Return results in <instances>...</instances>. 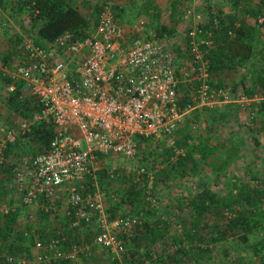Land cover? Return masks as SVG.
<instances>
[{"label": "built area", "instance_id": "built-area-1", "mask_svg": "<svg viewBox=\"0 0 264 264\" xmlns=\"http://www.w3.org/2000/svg\"><path fill=\"white\" fill-rule=\"evenodd\" d=\"M183 17H193V9L187 8ZM218 23L216 18L208 28L189 23L182 35H171L151 31L144 19L126 26L103 4L81 38L64 33L42 45L35 44L32 36L22 38L15 68L2 67L12 81L6 89L11 92L23 84L24 93L38 108L30 119L0 134V190L5 188L23 208L38 206L45 211L53 209L45 203L61 195L65 214L73 218L70 227L86 224L94 233L92 242L63 249L62 229L55 228L61 238L45 243L35 238L30 260L7 255V263L73 260L91 254L93 247L123 255L120 235L140 225L143 214L111 217L104 202L108 195L97 186L95 165L109 158L134 159L139 138L164 139L166 146L174 147V132L195 109L236 103L241 110H250L251 102L264 100L258 93L248 98L243 92L237 95L211 84L206 55L213 47L211 29ZM249 114L252 121L254 112ZM35 122L54 127L47 150L36 155L21 152L13 159L6 183L1 182V169L8 162L2 153ZM175 153L183 155L184 150L175 147ZM115 171L116 166L107 168L108 178H114ZM132 177L135 182L145 177L148 187L154 179L143 165ZM87 178L93 188L90 192L85 190ZM109 198L116 200L112 194ZM14 210L13 204L0 201V215ZM29 232L36 234L34 229Z\"/></svg>", "mask_w": 264, "mask_h": 264}, {"label": "trees", "instance_id": "trees-1", "mask_svg": "<svg viewBox=\"0 0 264 264\" xmlns=\"http://www.w3.org/2000/svg\"><path fill=\"white\" fill-rule=\"evenodd\" d=\"M84 2L87 1L84 0ZM188 2L190 0H172L170 3L171 13L175 12L179 6L188 5ZM249 3L241 4L239 0H232L234 11L227 15H224L222 11L215 12L212 9L213 6L209 7V19L205 28L212 25L215 18L219 23L217 28L211 29L213 47L206 56L209 60V74L212 76L224 69H238L249 61L250 56L255 58L256 54H260L254 63L252 62L247 66L245 74L242 75L237 84L233 85L232 90L236 92L241 85L244 86L243 92L248 96L254 95L256 92L264 96V53L262 48H258V45L261 44V35L254 25H249L246 22V17L252 15L255 16L257 24L264 27V0H259L255 8H251L248 5ZM103 4H106V2L96 6L93 12L88 14L72 0H0V9L7 10L11 7L10 9L16 10V13L29 12L31 24L27 32L31 33L35 44L42 45L54 41L64 33H73L77 38L85 36V31L90 28L92 21L95 22ZM111 10L119 20L120 18L124 19L125 8L113 6ZM136 11L137 17L145 16L149 25L160 20L161 11L155 0H142V4ZM155 29L156 32L171 35L175 33V30L164 24H161L159 29L158 27ZM157 34L160 35V33ZM12 53L18 52L16 50ZM5 60L7 61L8 57ZM5 79L6 88L12 81L8 76H5ZM245 79H249V85L244 82ZM211 84L216 88L222 85L218 81L213 83L212 79ZM23 90L24 85L17 84L14 91L6 93L4 102L13 111L21 114L24 117L23 120H28L31 118V113L38 106L34 99L25 94ZM258 110L264 111V100L259 102ZM240 111L241 109L236 103H228L221 107L195 109L186 115L182 126L172 136L175 146L165 145L166 148L163 149L165 153L162 162L166 161L167 164L163 167H153V170L155 169L152 183L154 189L158 188L160 181L169 180L170 172L185 175L189 169V163H193L192 168H195L197 162H207L206 166L209 167L211 172L216 173L215 178L224 174L241 151L242 146H244V139L236 136L239 137L236 140L235 135H231L225 140L229 144L224 142L219 146L212 141L214 129L219 124L226 123L231 119L240 122L238 117ZM256 116L257 114L254 112L252 122H255ZM201 121L205 122L204 129L206 131L204 134L195 137L191 131L192 126L194 123H200ZM249 128L252 129L251 126ZM53 134L54 127L52 125L35 122L30 125L29 131L24 133L17 141L9 143L2 155L8 160L9 156L13 154L12 152L20 147L21 142H24L25 147H27L29 154L23 152L27 155L44 152L47 150ZM150 141L154 140L139 138L138 153L144 151L142 145ZM158 141L165 142L164 139ZM175 147L183 149L184 154H176ZM172 152L176 156L171 160ZM142 161L144 160L142 159ZM147 162L148 160L143 162V166L146 168H148ZM9 164L7 162L2 169L6 168L10 176L12 163ZM104 176V171H101L98 179L102 180ZM121 180L123 185L118 193L107 192L108 196L112 194L116 197V200L113 201L115 205L110 209L111 217L123 204H137V208L131 210L132 213L130 214L141 212L143 214L142 222L129 233L121 234L120 238L123 240L124 245L131 241L134 247L133 253L127 257L125 263L142 264L143 256L152 259V253L157 244L166 246V236L170 233L168 231L170 223L167 220H162L157 215V211L150 207L146 199L147 180L145 177L140 182H135L131 174L126 172L122 174ZM253 180L254 182L252 181L251 185L244 184L236 192L230 188L225 194L214 191L207 185H202L195 196L188 197L186 203L182 201L177 207L180 215L184 214L178 217V222L182 226L181 236L179 234L176 236V234L171 239L179 246L173 254L160 255L159 262L162 264H178L177 257L180 254L191 257L194 261L204 260L209 251L208 246L237 239L242 243L240 249L249 254L250 257L238 256L231 264H264V181H259L256 176L253 177ZM85 182V190L90 192L93 189L90 185V178H87ZM214 182H219V179ZM236 185L234 183L233 187ZM7 194L9 192L5 188L0 190V197H5ZM45 204L48 205L47 202ZM138 207L139 210H137ZM224 209L229 211L231 216L225 222H222L217 217H222ZM51 210L39 209L41 218H47L52 214ZM127 214L129 215V213ZM18 217L19 211L17 210L8 211L0 216V264H9L5 260L7 255L24 257L30 260L33 257V255L31 256V249L35 238L45 243L52 238L62 237L54 230L44 231L43 226H38V229H36L32 225H27L26 229L18 230L16 228ZM64 218H66L67 224L62 228L65 239L61 242V248L69 249L71 245H77L80 241L92 242L93 229L90 225L85 224L84 231L81 232L79 227H70L73 221L71 215H66ZM31 229H34L36 234L30 233ZM194 241L197 244H194ZM185 244H188L190 248L186 249ZM141 250L144 255H142ZM108 255L111 256V264H119L114 255L109 253ZM74 261L75 259L56 260L50 264H72Z\"/></svg>", "mask_w": 264, "mask_h": 264}, {"label": "rangeland", "instance_id": "rangeland-1", "mask_svg": "<svg viewBox=\"0 0 264 264\" xmlns=\"http://www.w3.org/2000/svg\"><path fill=\"white\" fill-rule=\"evenodd\" d=\"M73 3H76L80 9L84 10L87 14L93 12L96 6L106 2L110 7L117 6L125 8L124 19L120 20L126 26L138 21L139 19L146 20L147 27L151 31H156V27L161 26V24L171 27L175 30V35H182L185 29L189 26V23L199 24L203 23L206 25V22L209 19V7L213 6L215 12L222 11L224 15L230 14L234 11L232 0H190L188 5L179 6L175 12L171 13L170 3L172 0H155L157 5L160 8L161 15L160 20L151 23L149 25L148 19L144 17H137V9H139L142 4V0H72ZM241 4L250 2L248 5L256 7L259 3V0H239ZM7 8V10L0 9V134L4 136L7 129L11 127H18L21 122H23L24 117L21 114L16 113L11 108H9L5 102L4 97L8 92L5 88L6 79L5 74L2 71V67H6L9 70H13L18 63L19 53H21V42L22 38L25 36H32L31 33L27 32V29L30 27V15L29 12H17L16 10ZM187 8L193 9V17L185 18L183 17L185 10ZM250 8V7H249ZM248 8V9H249ZM250 8V9H251ZM264 13V11H263ZM260 17V16H259ZM258 17V18H259ZM246 22L249 25H254L261 35V44L258 45V48L263 49L264 53V27L259 26L255 16L248 15L246 17ZM26 29V30H25ZM159 31V30H158ZM257 48V49H258ZM18 53H12V52ZM11 52V54H10ZM260 54H256L255 58L250 56L249 61L245 62L244 65H241L238 69H224L212 76L213 83L216 81L221 82V87L233 88L234 84H237L242 75L245 74L247 66L254 63L255 60L259 58ZM8 57V60L5 59ZM258 57V58H257ZM244 82L249 85V79H245ZM244 86H241L236 91L237 95L239 92H243ZM244 93V92H243ZM256 92L255 94H257ZM245 94V93H244ZM254 94V95H255ZM259 94V93H258ZM248 98H253L254 95L248 96ZM239 107V106H238ZM250 110L244 109L240 111L238 115L240 122L230 120L226 123H221L214 129L213 133V143L216 145H222L226 139L231 135L242 137L244 139V146H242L241 151L235 157L234 161L231 163L230 167L224 174L219 175L218 178H215L214 172H211L207 162H197L195 168H192L193 163H189V169L186 171L185 175H178L177 173L170 172L169 180L160 181L158 188L154 189L153 185L151 187H146V194L149 196V204L151 208H154L157 211V215L160 216L162 220H167L170 223L169 234L166 236V246L157 244L152 253V259L147 257H142V264H162L159 262L161 256L167 254H173L175 249L179 246L175 244L171 239L173 235L181 236L182 226L178 222V217L180 215L178 206L180 203L187 202V198L195 196L199 192L202 185H207L209 188L217 191L221 194L227 193L228 189L232 188L234 192L244 184H252L253 177L256 176L259 181H264V111H260L259 102L253 101L249 105ZM240 109V107H239ZM249 111L255 112L257 114L255 122H252L249 119ZM252 123V129L247 125L248 122ZM205 122L201 121L200 123H194L191 131L194 136L204 134L206 129ZM239 137H236L238 140ZM162 140V139H158ZM158 140L150 141L145 145H142L144 151L137 154V156L132 160H126L123 158H109L104 159L98 162L95 165L97 186L101 192L105 193H118L122 188L123 181L121 176L123 173H130L131 176L137 173V169L140 165H144L143 162L148 160L146 163L148 166V171L154 173L155 169L153 167H163L167 162H162L164 160V148H166V142H160ZM226 144L228 142H225ZM24 142H21L20 147H17L14 150L12 155L8 158L9 163L13 162V159L19 157L21 152L29 154L27 147H25ZM229 144V143H228ZM177 148V147H176ZM24 150V151H23ZM165 150V149H164ZM176 155L172 152L171 160L174 159ZM142 159L144 161H142ZM146 159V160H145ZM195 162V163H196ZM116 166L115 177L108 178L106 175L107 168ZM151 168V169H150ZM104 171L105 176L102 180L98 179L99 172ZM154 175V174H153ZM9 177V171L7 169H2L1 182L6 183L7 178ZM5 179V180H4ZM219 179V182L215 183L214 181ZM237 185L233 187V184ZM169 186V187H168ZM107 193V195H108ZM62 199L61 195L56 196L48 205L53 208L52 214L47 218H41L39 207H30L22 208L16 199L12 198V195L7 194L5 197L1 196L0 201L5 202L8 205L13 204L16 207V210L19 211L17 229L23 230L26 229L27 225H32L34 228L38 229V226H43L44 231L50 232L55 228H63L66 226V214L65 211L67 206L60 201ZM105 207L108 212L111 214V207L115 205V202L111 201L109 196H106L104 199ZM137 204L131 205L129 203L123 204L119 207L114 213L112 218L118 216H123L127 213H132L131 210L136 209ZM139 210V207L138 209ZM64 214V216H63ZM184 215V214H182ZM180 215V216H182ZM1 216V215H0ZM231 213L227 210H223L222 217H217L218 219L225 222L229 219ZM43 222H42V221ZM92 227V226H91ZM93 233H94V228ZM81 232L84 231V227L79 229ZM81 237V233L79 234ZM74 236V234H72ZM74 239V238H73ZM82 241L78 242L81 244ZM194 244L197 242L194 241ZM185 248L189 249V245L185 244ZM242 243L240 240L231 239L223 243H219L214 246H208L209 251L204 260L194 261L191 257L178 255V264H231L234 259L238 256H247L249 254L244 253L240 249ZM164 247V248H163ZM234 247V248H233ZM63 251V250H61ZM134 247L132 242L128 241L125 245V252L123 255L116 257L119 264H126L125 261L127 257L133 253ZM33 247L31 249V256L33 255ZM141 253L143 251L141 250ZM144 255V253L142 254ZM161 255V256H160ZM160 256V257H159ZM111 256L108 255L104 250H100L97 247H93L91 254L86 256H80L75 258V261L72 264H111ZM31 258V257H30ZM257 261L258 259L254 257ZM170 264V263H165Z\"/></svg>", "mask_w": 264, "mask_h": 264}]
</instances>
